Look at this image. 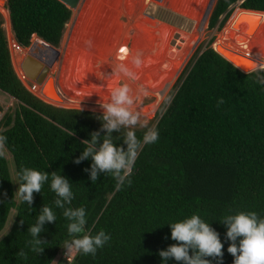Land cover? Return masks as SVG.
<instances>
[{"label":"trees","instance_id":"1","mask_svg":"<svg viewBox=\"0 0 264 264\" xmlns=\"http://www.w3.org/2000/svg\"><path fill=\"white\" fill-rule=\"evenodd\" d=\"M236 8L264 11V0H217L208 28L221 30ZM7 9L21 47L37 35L58 48L72 16L59 0H7ZM4 23L0 13V91L16 101L5 113L0 135L6 137L3 145L18 180L22 169L31 168L47 172L49 181L34 193L32 205L17 203L7 159L0 156V232L11 210L16 211L0 239V264H67L63 256L55 261L73 238L63 216L68 207L85 209L86 234L103 231L111 237L95 255L78 254L71 264H161L159 251L176 243L167 223L192 215L220 233L223 264H233L221 221L240 212L264 218V86L255 72L244 73L222 57L211 46L214 38L200 45L149 122L159 139L141 148L131 176L117 190L110 174L101 173L92 183L85 171L90 158L74 162L93 132L104 136V114L57 107L30 92L13 67ZM127 130L122 126L112 133L117 145H124ZM134 130L142 138L145 129ZM53 173L72 186L74 198L64 208L54 204ZM43 206L53 209L56 222L43 226L44 251L35 253L28 228ZM205 258L216 264L215 258Z\"/></svg>","mask_w":264,"mask_h":264},{"label":"clouds","instance_id":"2","mask_svg":"<svg viewBox=\"0 0 264 264\" xmlns=\"http://www.w3.org/2000/svg\"><path fill=\"white\" fill-rule=\"evenodd\" d=\"M132 62L137 68L143 63L139 55ZM119 69L126 75L134 76L123 64L119 65ZM252 69L256 74V82L264 86V62L257 61L252 65ZM167 102L170 103V99ZM219 103H223V100L221 99ZM133 105L134 100L127 84L114 88L111 92V102L101 105L104 109L101 118L104 136L101 137L100 131L93 132L90 140L83 141L84 150L74 161L80 164L84 160L91 159L90 168H86L85 171L90 173L92 183L98 180L101 173L110 174L116 180L118 190L131 176L141 148L159 139L158 130L149 127L148 120L141 122L139 114L133 110ZM137 125L145 129L142 138H138L134 130ZM122 126L128 130L124 135V145H117L112 133L119 132ZM72 134L68 132V135ZM5 140L6 137L0 135V144ZM2 155L3 153L0 152V156ZM48 181L47 172L24 168L19 174L18 188L15 192L22 202L32 205L34 193H40L43 185ZM50 189L56 194L54 204L57 208L71 204L74 194L68 178L53 173ZM63 216L69 221L67 231L73 237L65 241L62 247L66 258L74 259L81 253L95 255L97 250L111 238L103 231L94 236L86 234L87 214L83 207L64 208ZM52 222H56L53 209L43 206L35 223L28 228L32 238L28 243L32 246L33 252L44 251L42 245L45 242L40 234L44 230L43 226ZM221 223L226 226L225 237L229 242L227 251L234 257L233 264H264V218H260L256 212H240L226 216ZM167 224L171 229L170 238L176 243L159 251L161 264H169L171 260H175L177 264H212V260L205 257L215 258L216 264H223L225 241H222L220 233L199 215Z\"/></svg>","mask_w":264,"mask_h":264},{"label":"bare ground","instance_id":"3","mask_svg":"<svg viewBox=\"0 0 264 264\" xmlns=\"http://www.w3.org/2000/svg\"><path fill=\"white\" fill-rule=\"evenodd\" d=\"M135 1H137V4L135 3L136 5L134 9L128 13L125 12L123 7L124 0H118L116 19L119 20L120 17L126 16L127 23H121L119 26L120 32L112 38H105L102 41L104 43L100 46L98 45L100 50L98 47V51H94L95 54L91 55V57L93 56L91 61L87 59L86 55L83 56V53H81L82 51L78 50V48L77 50H74L75 47L73 49L74 44L71 40L69 44L72 50H66L63 55V68L58 76L57 84L53 75L57 72L58 67L61 68L62 65L61 62V65L58 66V55L61 49L46 45L44 42L39 40L36 35L32 38V48L34 51L36 50L37 53L42 54L44 62L49 65V69L45 70L43 79L40 81V85H30L26 81V78L20 70L19 63L22 58V54L26 52L27 49L21 48V46L16 42L11 29L9 15L8 12H6V22L3 27L6 31L12 64L16 73L29 91L38 98L51 105L64 108H91L104 111L102 107L99 108L95 106L96 104L102 105L104 103L111 102V94L105 93L106 90L104 87L106 88L107 85L104 83H108L110 81L112 83L113 81L117 83L119 79H123L127 83L130 88V92H133V89L137 88L136 85L138 82L147 83L149 84V87L155 86L152 89L153 92H151L148 87L149 90H146V94L143 93L142 89L140 90V94L161 97V94H164L168 87L173 84L177 74L183 68L185 61L192 53L195 44L199 41L198 26L201 22L202 27H200L203 32L204 21L206 23L210 9L213 5V0H182V3L178 2V0L175 2L172 0H158L169 8H173L175 10L182 9L183 12L185 11L186 14L192 16L195 20L196 24L193 32L190 34H184V43L181 50L171 48L166 44V41L164 43L163 38L165 39V36L170 37L173 32L172 29L161 27L162 25H160L157 19H151L145 15V6L151 0ZM88 6L89 4H87L83 9V14L86 10H89ZM238 12L239 9L234 11L226 27L214 41L213 46L223 45L224 47L241 51L242 53L249 52V56L256 55L259 58L264 59V48H262L264 47V14L258 15L259 17L249 15L245 18H241L237 20V23L233 27L232 22ZM163 28H165V30ZM149 33L159 35L158 37L156 35L158 40L156 43L157 45H152L154 42L147 37V34ZM130 38H134V43L131 47H129L128 42ZM137 41L142 42L143 47H145L144 51H141ZM218 51L227 53L219 47ZM164 52L165 57L161 58V56H164ZM137 55L141 57L143 62L147 63L146 68L141 67L143 64L139 68L134 66L132 61ZM121 64L129 68V70L136 77L137 83H131L126 74L120 71L119 65ZM87 66H90L88 67L90 70H88L89 72L86 76L83 74V71ZM163 66H166L167 68L170 66L171 74L160 84L156 80H161L160 74L162 72H160L159 69ZM69 71H72L73 73L71 72L72 74H69ZM149 81L154 82V84H150ZM160 87L164 88L165 91L161 93L163 90H160ZM112 89H114L113 86H111L110 90ZM104 93L105 95L101 96ZM84 103L94 105H86Z\"/></svg>","mask_w":264,"mask_h":264},{"label":"rangeland","instance_id":"4","mask_svg":"<svg viewBox=\"0 0 264 264\" xmlns=\"http://www.w3.org/2000/svg\"><path fill=\"white\" fill-rule=\"evenodd\" d=\"M94 1L95 0H92V1L91 0L90 1L89 0H85L84 1L83 5L81 6L80 12H79V14H78V16H77V18H76V20H75V22H74V24H73V26L71 28V31L69 33V37L67 39L66 49H65V51L68 50V49H71L69 43L72 40L73 44H74L73 49H74V47H75L74 50H77V48H78V50L82 51L81 53H83V56L86 55V57H87V59H89V61L92 60L93 56L91 57V55L95 54L94 51H98V49L100 50L99 46L102 43H104L102 41L105 38L114 37L118 32H120L119 31L120 24L121 23H127L126 16L120 17L119 20L116 19V15H117L116 11H118L117 10V8H118V5H117L118 4V0H97L95 2ZM172 1L175 2L176 0H172ZM181 1L182 0H180V1L178 0V2H181ZM135 3L137 4V1H135V0L134 1L133 0L132 1L131 0H124L123 7H124L125 12L130 13L132 11V9H134V7L136 5ZM87 4H89V6H88L89 10H86L84 12V14H83V9L85 8V6ZM85 13H87V14H85ZM144 13L148 17L152 16L153 19H155V20L157 19L158 22L160 23V25H162L161 27H165V28H169V29L173 30L171 36L170 37H166L165 36V39L163 38V40H164V43L166 41V44L168 46H170L171 48H175L176 50H181L182 49V45L184 43V34L192 33L193 30H194L195 24H196L195 20L192 18V16L186 14L185 11L183 12L182 9L181 10H175L173 8H169V7L165 6V5H163L161 3V1H158V0H151L150 2H148L146 4V6H145ZM8 15H9V13H8ZM157 15H159L160 18ZM3 16H4L5 22H6V12L3 13ZM80 19H81V21H80ZM229 20L227 21V23L229 22ZM227 23L224 25V27L221 30H217V29H212L211 30V29L208 28V21H206V23L204 21V27H203V32H202L201 31L202 23L200 22V24L198 26L199 41L195 44V46H194V48L192 50V53L190 54L189 58L185 61V64H184L183 68L177 74V77L175 78L173 84L170 85L166 91H165L164 88L160 87V90H163V91H161V93L165 91L164 94H161V97H158V96L153 97L152 95H141L140 94V90L142 89L143 93L146 94V90H149L148 89V87H149L148 85L149 84L144 83V82H138L137 83V79H136L135 76L126 75L131 83H137V85H136L137 88H134L133 92H130V95L133 97V100H134L133 110L136 111L139 114L141 122H143L144 120H148L150 122L151 120L154 119L159 107L161 106L162 102L165 100V98L167 97L169 92L172 90V88H174L178 77L180 76L182 70L184 69V67L186 66L187 62L192 57V55L194 54L196 49L202 44L206 45L211 40V38H214V41H215L217 39V37L220 35V33H222V31L224 30V28L226 27ZM68 26H69V23L66 25V29H65V32H64V35H63V39H62V41H61V43H60L58 48H60V46H61V44H62V42L64 40L65 34L67 33V30H68ZM165 28H163V29L165 30ZM234 30H235V28H234ZM101 35H102V37H101ZM147 35H148L147 36L148 39H150L152 42H154V43H152V45L153 44L155 45L157 43V41H158L157 37L159 35L154 34V33L153 34L149 33ZM150 35H152L153 37L150 36ZM156 35H157V37H156ZM214 41H213V43H214ZM81 42H83V43H81ZM128 42H129V47H131L133 45V43H134V38H130ZM137 42L139 44V48L141 49V51H144L145 47H143L142 42L141 41H137ZM213 43H212L211 46H213ZM262 48H264V47H262ZM163 55L164 56H161V58L165 57V52L163 53ZM142 64H143L141 66L142 68H144V67L146 68L147 67V63L143 62ZM90 66H87V67L84 68L83 74H85L86 76H87V73L89 72L88 70H90L88 68ZM165 67L163 66V67H161V69H159L160 72H162L160 74L161 80L158 81V79H157L156 81L158 83H160V84H161V82L165 81L166 80L165 78L168 77L171 74L170 66H168V68H170V69H168L167 67L165 68ZM62 68H63V61H62V65H61L59 74L61 73ZM71 72L72 71H69V74ZM55 74H54V77L56 76ZM59 74H58V76H59ZM112 75H115V74H112ZM149 82H150V84H154V82H151V81H149ZM104 84L107 85L106 88L104 87V89L106 90L105 93H110L111 94V92L113 90V89L110 90L111 86L116 88V87H119V86H121L123 84H127V83L123 79H119L117 81V83H115L114 81L112 83L110 81V82L104 83ZM153 87H155V86L149 87L151 92H153V90H152ZM105 93L103 95H101V96H104ZM10 101H11L10 97H8L5 93L0 92V105H6ZM84 104H86V105H94V104H87V103H84ZM95 106L101 108L100 104H96ZM154 106H155V109H154ZM72 109L87 110V111H93V112L104 114V111L97 110V109H91V108H72ZM135 128H140V127H139V125H137ZM0 152H2L3 155L5 156V158L7 159L8 166H9V171H10V176H11L12 183H13L15 201L17 203H19L20 199H19L18 195L15 192L16 189L18 188V185H17L18 177H17L14 161L12 159V156H11L10 152L4 147L3 144H0ZM15 212L16 211L14 209L11 210V212H10V214L8 216L7 222L5 224V227L0 232V239L2 237H4L9 232V230H10L12 224H13V221L15 219ZM62 256H63L62 253H60L55 262H58V260L59 261L62 260Z\"/></svg>","mask_w":264,"mask_h":264},{"label":"water","instance_id":"5","mask_svg":"<svg viewBox=\"0 0 264 264\" xmlns=\"http://www.w3.org/2000/svg\"><path fill=\"white\" fill-rule=\"evenodd\" d=\"M60 2H62L63 4H65L71 11H72V16L71 19L69 21V26H68V30L67 33L65 34L64 40L60 46L59 49H61V51L59 52L58 55V66L61 65L62 59H63V55L65 53V49H66V43H67V39L69 37V33L71 31V28L80 12L81 6L83 5L85 0H59ZM217 0H213V5L210 9L207 21L212 13V10L216 4ZM239 9V12L236 14V17L234 19V21L232 22V25L234 27V25L237 23V20L241 19V18H245L246 16H253V17H257L258 15H263L264 11H257V10H249V9H242V8H237ZM150 18H153L152 16H149ZM259 17V16H258ZM261 17V16H260ZM34 37V36H33ZM32 37V38H33ZM36 37L41 40L42 42H44L46 45L48 46H52L49 43H47L46 41H44L43 39H41L40 37H38L36 35ZM54 47V46H52ZM214 48L215 51H217L222 57H224L227 61H229L232 65H234L236 68H238L239 70H241L244 73H248L253 71L252 69V65L254 63H256L257 61H261L264 62V59L259 58L256 55L253 56H249V52L246 53H242L241 51H237L234 49H229L227 47H224L223 45H217V46H212ZM218 47L225 52H220L218 51ZM23 49H27L26 52H24L22 54V58L20 60L19 63V67L20 70L23 74V76L26 78V81L30 84V85H40L41 84V80L43 79L44 76V72L46 69H49V65H47L44 60H43V56L40 53H37V51L32 48V39H31V43L28 47H21ZM55 48V47H54ZM249 53V54H248ZM60 68L58 67V70L56 72V76L53 78L56 81L57 84V78H58V74H59ZM47 77V75H46ZM45 77V78H46Z\"/></svg>","mask_w":264,"mask_h":264},{"label":"built area","instance_id":"6","mask_svg":"<svg viewBox=\"0 0 264 264\" xmlns=\"http://www.w3.org/2000/svg\"><path fill=\"white\" fill-rule=\"evenodd\" d=\"M8 9H7V0H0V13L3 15L4 12H7ZM29 90V89H28ZM10 97V96H9ZM10 102L6 105H2L0 107V125L4 119V116H5V113L14 107V103H15V99L13 97H10ZM1 130V128H0ZM65 251V250H64ZM63 258L65 259V261L67 262V264H71L73 262V258L71 257H65L64 256V253H63Z\"/></svg>","mask_w":264,"mask_h":264},{"label":"crops","instance_id":"7","mask_svg":"<svg viewBox=\"0 0 264 264\" xmlns=\"http://www.w3.org/2000/svg\"><path fill=\"white\" fill-rule=\"evenodd\" d=\"M1 92V91H0ZM7 95V94H6ZM8 96V95H7ZM9 97V96H8Z\"/></svg>","mask_w":264,"mask_h":264}]
</instances>
